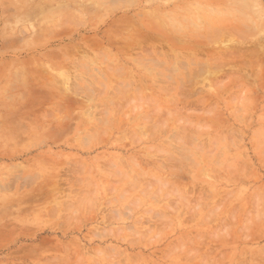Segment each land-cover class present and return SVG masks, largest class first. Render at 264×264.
Listing matches in <instances>:
<instances>
[{
    "label": "rangeland",
    "instance_id": "374dc122",
    "mask_svg": "<svg viewBox=\"0 0 264 264\" xmlns=\"http://www.w3.org/2000/svg\"><path fill=\"white\" fill-rule=\"evenodd\" d=\"M78 258L264 264V0H0V264Z\"/></svg>",
    "mask_w": 264,
    "mask_h": 264
},
{
    "label": "bare ground",
    "instance_id": "6f19581e",
    "mask_svg": "<svg viewBox=\"0 0 264 264\" xmlns=\"http://www.w3.org/2000/svg\"><path fill=\"white\" fill-rule=\"evenodd\" d=\"M111 3H112V2H110V4H111ZM68 4H69V3H68ZM108 5H109V4H108ZM92 6H93V5H92ZM196 6H197V4L195 5V9H196ZM112 7H113V6H112ZM198 7L201 8L200 5H198ZM200 8H197L198 11L201 10ZM197 9H196V10H197ZM199 9H200V10H199ZM187 11L190 12L189 10H187ZM205 14H206V13H205ZM199 17H200V16H198V18H199ZM201 17H202V16H201ZM207 18H208V17H207ZM133 20H134V19H133ZM188 20L191 22V24L196 25V26H194V28H195V27H198L197 24H196V23H198V22H196V21H199V19H196V20H195L193 17H188ZM200 20H201V19H200ZM208 20H209V19H208ZM200 22H201V21H200ZM204 22H205V21H204ZM201 24H202V23H201ZM205 24H206V23H205ZM202 25H203V24H202ZM218 25H219V24H218ZM207 27H209V26H207ZM221 28H222V26H221ZM128 30H129V29H128ZM177 30H178V29H177ZM218 34H219V33H218ZM209 36H210V35H209ZM214 36H215V35H214ZM216 36H217V35H216ZM198 37H199V36H198ZM207 37H208V35H207ZM218 37H219V36H218ZM154 38H155V37H154ZM202 38H203V37H202ZM155 39H156V38H155ZM176 41H177V40H176ZM181 41H182V40H181ZM212 41H214V40H212ZM189 42H190V40H189ZM207 43H209V42H207ZM212 45H213V43H212ZM219 47H220V46H219ZM77 48H78V47H77ZM213 48H214V47H213ZM166 49H167V48H166ZM208 50H209V49H208ZM205 52H206V51H205ZM232 52H233V51H232ZM230 54H231V53H230ZM167 55H168V53H167ZM171 58H172V57H171ZM228 58H229V57H228ZM216 61H217V60H216ZM217 62H218V61H217ZM218 64H219V62L217 63V65H218ZM200 65H202V64H200ZM198 67H199V66H198ZM200 67H201V66H200ZM203 68H205V67H203ZM198 70H199V69H198ZM216 71H217V70H216ZM172 72H173V71H172ZM172 72H171V73H172ZM201 73H202V72H201ZM201 75H202V74H201ZM191 78H192V77H191ZM191 80H192V79H191ZM187 85H188V84H187ZM190 85H191V84H190ZM179 86H180V85H179ZM83 89H84V88H83ZM123 90H124V89H123ZM123 92H124V91H123ZM119 94H120V93H119ZM124 99H125V98H124ZM182 100H183V99H182ZM182 102H183V101H182ZM113 104H115V103H113ZM170 105H171V104H170ZM187 105H188V103H187ZM116 106H117V105H116ZM171 106H173V105H171ZM120 107H122V106H120ZM188 107H189V106H188ZM118 109H119V108H118ZM121 110H122V109H121ZM169 110H171V109H169ZM177 110H179V109H177ZM173 111H176V110H173ZM153 112H154V111H153ZM169 112H170V111H169ZM176 112H177V111H176ZM173 113H174V112H173ZM173 113L171 112V114H173ZM173 115H174V114H173ZM152 116H154V114H153ZM146 118H147V117H145L144 119H146ZM106 122H107V121H106ZM149 122H150V121H149ZM108 123H109V122H108ZM190 123H192V121H190ZM154 124H155V123H154ZM155 125H157V124H155ZM155 125H154V126H155ZM196 125H197V124H196ZM104 126H105V123H104ZM108 126H109V125H108ZM143 128H144V127H142V130H143ZM138 129H139V128H138ZM142 130H140V131H142ZM102 131H103V130H102ZM96 132H97V131H96ZM97 133H98V132H97ZM105 133H106V131H105ZM102 135L104 136V135H106V134H102ZM116 140H117V139H116ZM135 164H136V163H135ZM136 165H137V164H136ZM135 168H136V167H135ZM139 169H140V168H139ZM36 173H37V172H36ZM142 174H143V173H142ZM62 175H63V174H62ZM62 175H61V176H62ZM141 176H142V175H141ZM27 177H29V176H27ZM25 178H26V177H25ZM29 178H31V177H29ZM29 178H28V179H29ZM35 178H36V177H35ZM31 179H32V178H31ZM36 179H37V178H36ZM32 180H33V179H32ZM22 181H23V179H22ZM87 181H88V180H87ZM23 182H26V179H25ZM28 182H29V180H28ZM59 182H60V180H59ZM89 182H90V181H89ZM78 185H79V184H78ZM59 186H60V185H59ZM59 186H58V187H59ZM75 191H76V190H75ZM182 198H183V197H182ZM184 199H185V198H184ZM185 200H186V199H185ZM189 202H190V201H189ZM187 203H188V201H186V204H187ZM207 204H208V203H207ZM216 205H217V204H216ZM74 207H75V206H74ZM245 207H246V206H245ZM235 208H236V207H235ZM235 208H234V210H235ZM212 211H213V210H212ZM232 212H233V211H232ZM155 214H157V213H155ZM233 214H234V213H233ZM228 215H229V214H228ZM160 216H161V215H160ZM106 217H107V216H106ZM162 217L164 218V216H162ZM230 219H231V218H230ZM230 219H229V220H230ZM220 221L223 222V221H222V218H221ZM230 221H231V220H230ZM256 221H257V220H256ZM67 222H68V221H67ZM226 222H228V221H226ZM230 223H231V222H230ZM230 223H227V224H230ZM104 224H106V223H104ZM221 224H223V223H221ZM227 224H226V225H227ZM247 224H248V223H247ZM76 225H77V224H76ZM154 225H155V224H154ZM214 225H216V224H214ZM250 225H252V224H249V226H250ZM211 226H212V225H211ZM233 226L235 227V225H233ZM212 227H213V226H212ZM222 227H223V226H222ZM234 227H233V228H234ZM242 227H243V226H242ZM242 227H241V228H242ZM96 229H98V228H96ZM238 229H239V228H238ZM243 229H245V228H243ZM122 230H123V229H122ZM125 230H126V229H125ZM216 230H218V228H217ZM216 230H215V231H216ZM104 231H105V230H104ZM107 231H108V230H107ZM123 231H124V230H123ZM213 231H214V230H213ZM238 231H239V230H238ZM95 232L97 233V230H96ZM102 232H103V229H102ZM105 233H106V231H105ZM105 233H104V234H105ZM213 233H215V232H213ZM91 234H92V233H91ZM100 234H102V233H100ZM210 235H211V234H210ZM227 235H228V234H227ZM101 236H102V235H101ZM215 236H217L216 233H215V235L213 234V236H212V237H213V240H215ZM245 236H246V235H245ZM210 237H211V236H210ZM210 237H209V238H210ZM225 237H226V236H225ZM196 238H197V237H196ZM199 239H200V238H199ZM203 239H204V238H203ZM203 239H202L201 241H203ZM206 239H208V238L206 237ZM249 239H250V238H249ZM190 240H191V239H190ZM240 240H241V239H240ZM241 241H242V240H241ZM128 242H129V241H128ZM64 243H65V242H64ZM203 243H204V241H203ZM190 244H191V243H190ZM201 244H202V243H201ZM206 244H207V243H206ZM191 245H192V244H191ZM199 245H200V244H199ZM65 247H66V246H65ZM193 247H194V246H193ZM201 247L203 248V246H201ZM210 247H211V246H210ZM194 248H195V247H194ZM213 248H215V247H213ZM65 249H66L67 252H68V249H67V248H65ZM204 249H205V248H204ZM210 249L212 250V248H210ZM210 249H209V250H210ZM201 250H202V249H201ZM211 250H210V253H211ZM80 251H81V250H80ZM80 251H79V252H80ZM198 252H200V251H198ZM206 252L209 253L208 250H207ZM262 252H263V251H262ZM73 253H74V252H73ZM210 253H209V254H210ZM223 253H224V252H223ZM69 254H70V256H71V254H72V250L70 251ZM81 254H82V253H81ZM98 254H99V253H98ZM192 254H193V253H192ZM194 254H195V253H194ZM194 254H193V255H194ZM218 254H221V253H218ZM218 254H217V255H218ZM242 254H243V253H242ZM242 254H241V255H242ZM72 255H73V254H72ZM204 255L209 256L208 254H204ZM217 255H216V256H217ZM83 256H84V254H83ZM207 256H205V258H206ZM258 256H259V255H258ZM258 256H257V258H259ZM58 257H59V256H58ZM73 258H74V257H73ZM131 258H132V260H133L134 257H131ZM216 258H217V257H216ZM237 258H238V257H237ZM239 258H241V257L239 256ZM239 258H238V259H239ZM55 259H57V258H55ZM55 259H54V260H55ZM59 259H60V258H59ZM78 259H80V258H78ZM78 259H77V261L79 262ZM134 259H135V258H134ZM220 259H221V258H220ZM52 260H53V258H52ZM67 260L69 261L68 258H67ZM67 260H66V261H67ZM80 260H81V259H80ZM206 260H207V259H206ZM252 260H253V259H252ZM55 261H56V260H55ZM55 261H54V262H55ZM201 261H202V260H201ZM241 261H242V260H241ZM255 261H256V260H255ZM78 262H77V263H78ZM132 262H133V261H132ZM202 262H203V261H202ZM207 262L210 263L209 260H208ZM57 263H58V261H57ZM65 263H67V262H65ZM82 263H83V262H82V260H81V264H82ZM204 263H205V262H204ZM83 264H84V263H83ZM89 264H90V263H89ZM133 264H134V263H133ZM213 264H214V263H213ZM235 264H237V263H235Z\"/></svg>",
    "mask_w": 264,
    "mask_h": 264
}]
</instances>
